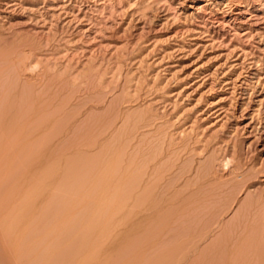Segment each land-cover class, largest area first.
<instances>
[{
  "label": "rangeland",
  "instance_id": "obj_1",
  "mask_svg": "<svg viewBox=\"0 0 264 264\" xmlns=\"http://www.w3.org/2000/svg\"><path fill=\"white\" fill-rule=\"evenodd\" d=\"M0 61V264H264V0H0Z\"/></svg>",
  "mask_w": 264,
  "mask_h": 264
},
{
  "label": "bare ground",
  "instance_id": "obj_2",
  "mask_svg": "<svg viewBox=\"0 0 264 264\" xmlns=\"http://www.w3.org/2000/svg\"><path fill=\"white\" fill-rule=\"evenodd\" d=\"M15 51V50H14ZM12 52V51H11ZM13 54V53H12ZM8 56V55H7ZM14 56V55H13ZM18 56V55H17ZM6 57V56H5ZM9 57V56H8ZM27 57V56H26ZM11 58V59H10ZM10 58H9V61H10V63L11 62H13V63H15V65H19L18 67L16 66V68H20V69H22V68H24L26 65H24L25 63H21V61L23 62H25V59H23V57H21V59H23V60H21L20 58H19V56H18V59L19 60H16L17 58H15V57H11L10 56ZM4 59V58H3ZM8 59V58H7ZM15 59V60H14ZM27 59V58H26ZM28 60H30V59H28ZM7 62H8V60H6ZM17 61V62H16ZM31 61V60H30ZM1 62V61H0ZM3 62V61H2ZM6 62V64H8V65H10V63H7ZM19 62H20V64H19ZM28 62V61H27ZM33 62V61H32ZM5 64V63H4ZM22 64V68L20 67V65ZM31 64V70H34L33 68H35V67H37L38 66V64H39V61H38V58L33 62V63H30ZM1 65V64H0ZM10 66H12V65H10ZM2 67V66H1ZM14 67V66H13ZM19 69V71H21L22 72V70H20ZM11 70H12V68H11ZM0 71H2V69L0 70ZM16 71H17V69H16ZM10 72V71H9ZM20 73V72H19ZM5 74V73H4ZM9 74V73H8ZM3 75V74H2ZM7 75V74H6ZM5 75V76H6ZM20 75V74H19ZM8 76V75H7ZM14 76V75H13ZM12 76V77H13ZM2 78H4V77H2ZM1 79V78H0ZM6 79V78H5ZM4 80V79H3ZM18 80V79H17ZM16 80V81H17ZM8 81V80H7ZM9 81H11V80H9ZM9 81L7 82V83H9ZM14 81V80H13ZM2 82V81H1ZM0 82V144H2V143H5V144H7L8 142H10L11 140H12V142H16V141H20V140H29V139H34L35 138V136H33V137H30V134L28 133L30 130H33V128L31 129V127H30V130L29 131H27V132H23L22 131V128H21V124H19L18 123V121H19V119H23V118H18V115L15 113V112H11V107L8 105V103H10L11 101H13V100H11L10 102H8V99L6 98V97H9L8 96V94H7V91H5V89L6 88H4V84L6 83H1ZM15 82V81H14ZM14 82L12 83V84H14ZM17 83H19V82H17ZM9 85H11V84H9ZM9 85H6V86H9ZM15 85V84H14ZM20 86V85H19ZM23 86V85H22ZM29 86V85H28ZM17 87V86H16ZM21 87V86H20ZM3 88H4V90H3ZM9 88H10V86H9ZM19 88V87H18ZM25 88H27V87H25ZM31 87L29 86V89H30ZM11 89H13V88H11ZM10 89V91H12ZM14 89H15V87H14ZM6 90H8V89H6ZM28 90V89H27ZM22 91V90H21ZM30 91H32V90H30ZM16 92V91H15ZM30 93V92H29ZM23 94V93H22ZM13 95V94H12ZM22 98V97H21ZM12 99V98H11ZM17 99V98H16ZM18 102V101H17ZM15 103V102H14ZM15 105V104H14ZM14 105H13V107H14ZM9 106V110L10 111H7L8 110V107ZM11 106H12V104H11ZM17 106H18V104H17ZM12 107V108H13ZM6 108V109H5ZM14 109V108H13ZM14 111H16V109L14 110ZM22 117V116H21ZM26 119V118H25ZM24 122V121H23ZM25 123V122H24ZM26 123H28L27 121H26ZM25 123V124H26ZM24 125V124H23ZM28 126V125H27ZM26 128V127H25ZM29 128V127H28ZM27 129V128H26ZM44 134V133H43ZM43 134H41V136L43 135ZM32 135H33V133H32ZM40 135V134H39ZM44 136V135H43ZM36 138L38 139V136H36ZM36 138L34 139V141L33 142H35V140H36ZM40 138V137H39ZM14 140V141H13ZM11 143V142H10ZM35 143H37V142H35ZM13 145H14V143H12ZM28 145V144H27ZM8 146H10V145H8ZM15 147V146H14ZM31 147V146H30ZM3 148V147H2ZM1 148V149H2ZM15 149V148H14ZM37 150V149H36ZM11 151V150H10ZM0 152H1V150H0ZM14 152H15V150H14ZM17 152V151H16ZM2 153V152H1ZM7 153V150L6 151H4V154H6ZM13 152H11V154H12ZM22 153V152H21ZM24 153H25V151H24ZM27 153V152H26ZM29 153V152H28ZM219 153H217V155H218ZM223 154V153H222ZM7 155V154H6ZM15 155H17L16 153H15ZM29 155H30V153H29ZM146 155V154H145ZM4 156V155H3ZM2 156V157H3ZM19 156H20V154H19ZM18 156V157H19ZM22 156V155H21ZM23 156H24V154H23ZM22 156V157H23ZM142 156V155H141ZM5 157V156H4ZM7 157V156H6ZM8 157H10V156H8ZM7 157V158H8ZM15 157V156H14ZM14 157H13V159H14ZM148 157V156H147ZM220 157V158H219ZM219 157H217V158H219L218 160H219V164H217L218 166H220V167H222L221 169H223V167H225L228 171L227 172H230L231 170H232V168L234 169V165H233V158H232V155H230L229 153L228 154H223V155H221V156H219ZM136 158V157H135ZM4 159V158H3ZM15 159H16V157H15ZM35 159H37V158H35ZM131 159H133V158H131ZM143 159V158H142ZM154 159V158H153ZM5 160V159H4ZM7 160V159H6ZM8 160H9V158H8ZM210 161H212V160H210ZM210 161H208V162H210ZM214 161V160H213ZM216 161H217V159H216ZM132 162V161H131ZM146 163V162H145ZM213 163V162H212ZM130 166V165H129ZM128 166V167H129ZM138 166V165H137ZM143 166V165H142ZM146 166V165H145ZM148 166V165H147ZM210 166V165H209ZM208 166V167H209ZM215 166V165H214ZM213 166V167H214ZM5 167V166H4ZM3 167V168H4ZM7 167V166H6ZM131 167V166H130ZM140 167V166H139ZM143 167H141V169H142ZM145 168V167H144ZM212 168V167H211ZM140 169V170H141ZM134 170V169H133ZM132 170V171H133ZM144 170H146V169H144ZM208 170V169H207ZM209 170H210V168H209ZM213 170V169H212ZM222 171V170H221ZM137 172V171H136ZM140 172V171H139ZM139 172H137V173H139ZM223 172V171H222ZM131 173V172H130ZM207 173H208V171H207ZM220 173V172H219ZM232 173V172H231ZM230 173V174H231ZM134 174V173H133ZM132 174V175H133ZM136 175V174H135ZM144 174H142L141 176H143ZM145 176V175H144ZM5 177V176H4ZM129 177V176H128ZM131 177V176H130ZM6 178V177H5ZM131 179H133V178H131ZM135 179V178H134ZM138 179V178H137ZM128 181V180H127ZM136 182H137V180H135ZM133 182V181H132ZM151 182V181H150ZM2 183V182H1ZM130 183V182H129ZM139 183V182H138ZM3 184V183H2ZM1 184V185H2ZM149 184V183H148ZM138 185V184H137ZM117 187V186H116ZM130 187H131V185H130ZM132 187H133V185H132ZM145 187V186H144ZM143 187V188H144ZM103 189V188H102ZM141 189L142 188H140V193H142V192H144V190H145V188H144V190L143 191H141ZM148 189V188H147ZM105 190V189H104ZM114 191V190H113ZM129 191V190H128ZM145 193L146 192H144V194H141V197H143L144 195H145ZM164 193V192H163ZM162 193V194H163ZM82 194V193H81ZM103 194V193H102ZM8 195V194H7ZM101 195V194H100ZM160 195V194H159ZM158 195V196H159ZM82 196V195H81ZM162 196V195H161ZM103 197V196H102ZM140 197V196H139ZM156 197V196H155ZM100 198V197H99ZM104 198V197H103ZM160 198V197H159ZM188 198V197H187ZM138 199H141V198H138ZM169 199V198H168ZM113 200V199H112ZM116 200V199H115ZM131 200H132V198H131V196H129L128 197V202H129V205H130V215H129V217H128V232H129V234H130V236L129 237H131V235H132V240H133V238H135V237H133V235L134 234H132V233H134L135 232V224H134V218H133V215H134V211L135 210H132V208L133 207H131V206H133V204H132V202H131ZM174 200V199H173ZM71 201H72V199H71ZM144 201V200H143ZM160 201H161V198H160ZM171 201V200H170ZM69 202V201H68ZM127 202V201H126ZM140 202V201H139ZM158 203V202H157ZM178 203V202H177ZM68 204V203H67ZM123 204H124V202H123ZM143 204V203H142ZM4 205V207L6 208V207H8L9 206V203H6V204H3ZM137 205V204H136ZM136 205L134 206V207H136ZM140 205H141V203H140ZM164 205V204H163ZM139 206V205H138ZM142 206V205H141ZM141 206H139V208L141 209ZM175 207V206H174ZM178 209V208H177ZM128 210H129V208H128ZM133 212V215L131 214ZM137 212V211H136ZM140 212V211H139ZM142 212V211H141ZM163 213V212H162ZM139 213H137V215H138ZM128 215V214H127ZM164 215V214H163ZM162 215V216H163ZM141 216V215H140ZM139 216V217H140ZM161 215H159V217H160ZM161 218V217H160ZM169 218V217H168ZM5 220V219H4ZM141 221L143 220L142 218L140 219ZM152 220H154V219H152ZM163 221V220H162ZM165 221V220H164ZM163 221V222H164ZM5 224H4V226L6 227L5 228V235H6V237L8 238V239H10V241H11V248H10V252H12L13 253V255L15 256L16 254H18V251H19V238H17L16 236H15V233H14V229H13V227H14V223H15V221H14V218L12 217V218H7L5 221ZM3 222V223H4ZM152 222V221H151ZM138 224H139V222H138ZM144 225V224H143ZM147 226H149V225H147ZM156 226V225H155ZM142 228H143V226H141ZM142 228H141V230H142ZM146 228V227H145ZM145 228H143V229H145ZM162 229V228H161ZM157 230V229H156ZM140 231V230H139ZM143 231V230H142ZM149 231V230H148ZM147 231V232H148ZM161 231V230H160ZM126 232H127V230H126ZM138 232V231H137ZM147 232H144V234L143 233H141L142 234V236L144 235V236H146V233ZM162 232H163V230H162ZM149 233V232H148ZM157 233V232H156ZM165 233V232H164ZM127 234V233H126ZM137 234V233H136ZM152 234V233H151ZM140 235V234H139ZM135 236V235H134ZM147 237V236H146ZM139 238V237H138ZM149 238V237H148ZM151 238V237H150ZM161 238V237H160ZM140 239H141V237H140ZM145 239V238H144ZM144 239H141V240H144ZM149 241V240H148ZM143 242V241H142ZM147 244L149 243V242H146ZM146 243H145V245H146ZM155 243V242H154ZM9 244H10V242H9ZM134 244V243H133ZM142 247V246H141ZM148 247V246H147ZM16 257H17V255H16ZM95 257V256H94ZM45 261V260H44ZM91 262V260L90 259H87V261H86V263L88 262V263H90ZM96 262H97V260H96Z\"/></svg>",
  "mask_w": 264,
  "mask_h": 264
}]
</instances>
